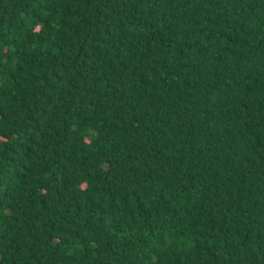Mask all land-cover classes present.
<instances>
[{
    "label": "trees",
    "instance_id": "16d2710c",
    "mask_svg": "<svg viewBox=\"0 0 264 264\" xmlns=\"http://www.w3.org/2000/svg\"><path fill=\"white\" fill-rule=\"evenodd\" d=\"M0 264H264V0H0Z\"/></svg>",
    "mask_w": 264,
    "mask_h": 264
}]
</instances>
